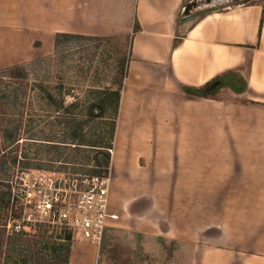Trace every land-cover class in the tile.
<instances>
[{"label":"crops","instance_id":"0c3cea01","mask_svg":"<svg viewBox=\"0 0 264 264\" xmlns=\"http://www.w3.org/2000/svg\"><path fill=\"white\" fill-rule=\"evenodd\" d=\"M188 1L0 0V69L51 55L56 33L118 38L105 233L174 241L171 264H264V0ZM66 264H102L99 247L71 239Z\"/></svg>","mask_w":264,"mask_h":264},{"label":"trees","instance_id":"16d2710c","mask_svg":"<svg viewBox=\"0 0 264 264\" xmlns=\"http://www.w3.org/2000/svg\"><path fill=\"white\" fill-rule=\"evenodd\" d=\"M137 29V26H135L134 31ZM91 44L98 46L111 45L120 55L110 87L103 90H85L84 95L89 97L82 100V105H79L78 98L66 104V95L69 94L70 88L66 89L63 83H59L51 90L50 87L43 85L42 80H35L31 87L35 92L40 91L39 99H36V101L41 103L40 109L42 110L40 113L48 114V129L44 131L38 124V122L44 121L42 114H34L37 115L36 118L29 117L24 121L23 108L27 101L26 88L28 87L26 81L31 73L38 77L44 66L49 65L51 60L58 61V64H64L69 56L68 54L88 51L90 49L88 46ZM124 47L116 41L115 37L56 33L51 55L0 69V78L4 79L2 83L0 82V170L5 173L4 175H7V165L13 167L19 161L16 150L21 140L31 143L37 141L45 144L46 153H50L52 157H49V161L41 163L24 161L21 163L20 168L67 169L65 165L54 167L52 161H56L62 155L58 151L55 153V150L73 146L75 151L89 148L96 150L93 156L95 167L89 170L83 169L91 159L88 155L80 156L81 158L77 159L78 163L72 162L77 164L76 167H79L72 169L75 173L100 176L108 174L116 112L125 75L126 56H128V53L124 52ZM29 104L31 105V103H28V106H30ZM52 114H55V120L50 116ZM38 116L41 118L38 119ZM95 119L101 121L103 130L101 129L102 132L95 133L96 137L93 138L92 135L89 136L84 132V127ZM108 125L111 126L112 133L111 136L106 138L104 134ZM72 159L74 160V158ZM10 205L11 186L3 179L0 180V218L9 210ZM14 211L12 210L16 215ZM39 230L38 237L30 238L19 234L4 236V231L0 228V264L68 263L71 249L70 233L59 230L55 236L48 238L46 229Z\"/></svg>","mask_w":264,"mask_h":264},{"label":"rangeland","instance_id":"374dc122","mask_svg":"<svg viewBox=\"0 0 264 264\" xmlns=\"http://www.w3.org/2000/svg\"><path fill=\"white\" fill-rule=\"evenodd\" d=\"M239 1V2H238ZM245 1H251V0H232L225 4H238ZM238 2V3H233ZM189 9H199V8H206V6L197 4L196 0H189L187 2ZM216 5L211 6L207 8H217L222 7L223 5ZM197 5V6H196ZM199 5V6H198ZM119 41L117 38L116 41ZM24 50L23 52L26 53V55L29 53L27 51V47L21 46ZM88 51H80L75 52L74 54H68L66 61L64 64L59 63L56 60H51L50 64L47 66H44L42 72L38 74V77H35L32 73L27 79L28 87L26 88L27 92V98L25 102V106L23 108V119L24 121L28 119L29 117L36 118L37 115L34 114H42L43 116V122H38L40 126L45 131L48 129V122H47V116L48 114L40 113L42 109H40L41 103L37 102L36 99H39L40 91L35 92L33 88L31 87L34 84V81L42 80L43 85L46 87H50L51 90L54 89V87L59 84L63 83V85L66 87V89L70 88L69 94L66 95V104L70 102L73 99L78 98L79 105H82V100H85L86 96L84 95V91L86 90H94L99 89L103 90L106 88H109L112 82V79L114 77V72L117 66V62L119 61L120 55L115 51L114 48L111 47V45H95L91 44L88 46ZM124 52H128L129 47H124ZM17 51V47L15 48ZM14 47H12V53L15 52ZM20 49V48H19ZM32 55H35L34 51H32L30 47ZM40 53V52H38ZM73 53V52H72ZM16 56L12 57V62L20 60L19 56L20 53H15ZM56 59V58H54ZM130 57L129 55L126 56V62H125V71L127 62L129 61ZM11 65V66H12ZM5 68V67H3ZM37 78V79H35ZM4 79L0 78V82L2 83ZM7 82V81H6ZM4 86V85H1ZM41 96V95H40ZM87 99V98H86ZM29 101V102H28ZM28 103H31L30 106H28ZM55 120V114L50 115ZM38 119L41 118L40 116L37 117ZM52 120V119H50ZM101 121L95 119L90 122L89 125L84 127V132L89 136H95V133L102 132L103 125L100 123ZM102 129V130H101ZM112 128L110 125H108L105 128V137L108 138L111 136ZM88 141V140H87ZM46 145L41 144L36 141V143H31L26 140H21L18 144L16 153L18 155L19 161L17 165L15 166H9L7 165L6 173L7 175H4L5 173L0 170V180L7 181L8 184L11 186V205L7 212L4 213V215L0 218V228L4 232V236H12L14 234H19L23 237H38L39 236V228L35 229L36 232L32 233L33 226L29 223L26 226L27 234L24 235L23 233H16L12 231V221L15 219V216L18 215V208L19 203L16 201V199L13 198L12 195V183H14V180L17 175H19L23 171H27L29 169L33 168H39V169H46V168H40V167H28V168H20L21 163L24 161L30 162V163H36V162H47L50 160L49 157H52L50 153H46ZM107 150V149H106ZM58 151V153H61V157L59 159H56V161L53 162L54 167H63L62 165H65L67 169H60V170H69L74 172L72 169H77L79 167H76V163H78L80 156L88 155L89 159L91 161L84 166L83 169L89 170L91 168H94L95 164L93 163V156L96 153V150L94 149H81L79 151H75V148L73 146H66L63 147V149L55 150ZM108 152V151H107ZM74 158V160L72 159ZM72 159V160H71ZM78 159V160H77ZM76 162V163H72ZM3 178V179H2ZM211 194V193H210ZM208 194V195H210ZM225 199L232 198L233 192H224ZM221 197V196H220ZM13 208V209H12ZM12 210H15L14 213ZM48 229V228H44ZM129 227L125 226L123 224L119 225L118 227H115L112 229V233L107 232L103 235L101 244L99 246V261L102 264H171L169 263L171 259L175 258V255H169V252L162 253V247L164 245L165 248L170 250L171 248L175 249L179 248L180 246L176 244L174 241H167L165 244L161 241H159L157 238H151L147 236H143L141 234H137L134 231H129ZM51 231V230H50ZM48 232V238L55 236L59 232L58 230L51 232ZM34 234V235H31ZM72 239V237H71ZM5 242V240H4ZM177 245V246H175ZM4 259V256H3ZM1 263H3L1 261Z\"/></svg>","mask_w":264,"mask_h":264},{"label":"built area","instance_id":"2783aa9c","mask_svg":"<svg viewBox=\"0 0 264 264\" xmlns=\"http://www.w3.org/2000/svg\"><path fill=\"white\" fill-rule=\"evenodd\" d=\"M109 180L108 174L56 168L21 172L12 183L13 198L20 207L12 231L27 234L29 223L34 227L32 233L36 228H48L47 233L65 230L72 240L99 247L107 221L116 218L108 212Z\"/></svg>","mask_w":264,"mask_h":264},{"label":"water","instance_id":"95a60500","mask_svg":"<svg viewBox=\"0 0 264 264\" xmlns=\"http://www.w3.org/2000/svg\"><path fill=\"white\" fill-rule=\"evenodd\" d=\"M232 0H197V4L203 5L206 7L216 6V5H222L225 3H228Z\"/></svg>","mask_w":264,"mask_h":264}]
</instances>
